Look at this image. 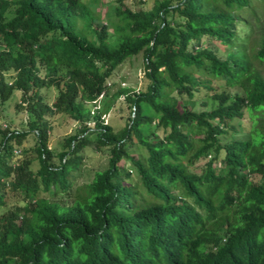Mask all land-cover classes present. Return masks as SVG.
<instances>
[{
  "label": "trees",
  "instance_id": "1",
  "mask_svg": "<svg viewBox=\"0 0 264 264\" xmlns=\"http://www.w3.org/2000/svg\"><path fill=\"white\" fill-rule=\"evenodd\" d=\"M117 3L108 25L85 0H0V106L17 92L27 117L0 128V264H264V38L249 52L238 26L254 32L251 0ZM138 54L145 89L94 110ZM120 96L117 132L102 115ZM56 115L78 125L59 150L48 146ZM29 135L35 171L15 159ZM86 148L107 167L74 187Z\"/></svg>",
  "mask_w": 264,
  "mask_h": 264
},
{
  "label": "rangeland",
  "instance_id": "2",
  "mask_svg": "<svg viewBox=\"0 0 264 264\" xmlns=\"http://www.w3.org/2000/svg\"><path fill=\"white\" fill-rule=\"evenodd\" d=\"M86 3H90V0H85ZM155 0H122V4L129 7L130 9L137 10H149L152 8ZM92 5V4H91ZM118 5L117 0H98L95 5L90 6L91 12L96 20L99 22L107 23L109 25V20L112 19V9ZM244 17L249 21V24L255 26L254 32L250 34L247 28L243 25L239 26L240 36L245 41L243 45H245L247 51L250 52L252 47L256 45V41H258L261 37L264 38V5L259 0H251V8L243 13ZM78 32L88 36L87 30L85 28L78 26ZM247 35V36H246ZM110 47H114L116 45V37L113 34H110V37L107 41ZM203 44L205 46L211 47L216 51V54L224 58L225 52L222 48L214 43H211L204 39ZM111 85L110 91L104 97H101L97 102L94 110L101 111L103 109V104L110 99L113 98L114 94L117 93L121 88H128L133 92L143 91L146 87L147 80L145 79L143 73V59L142 55L138 54L137 56L129 59L126 63H124L120 68L116 70L114 76L109 83ZM222 82H214L213 86L218 87L222 86ZM207 91L201 90L199 94L195 95L196 102V110L203 109L202 102L206 101ZM42 96L48 103H52L56 92L54 89L50 90H42ZM20 101V94L14 93L11 98L2 106H0V128L3 129L10 128V130H19L23 129L27 117L23 110L17 111L15 109V105ZM110 110L102 115V119L105 124L111 125L115 131L119 132L123 129L126 123V118L128 116V108L123 101V97L120 96L115 101L110 102ZM50 122V137L48 146L50 149H60V140L66 136L74 134L78 128L77 123L69 120L67 117L56 115L49 119ZM235 125L242 124L246 126V119H242L241 121L234 122ZM162 135L161 132H159ZM34 145V138L32 135H29L26 141L23 142L24 149H30ZM132 155L135 158L141 159L143 156V152L140 150L138 146H133L131 148ZM84 162L80 168V170L72 177L74 181V187L82 186L83 184H87L93 178V175L96 172H101L107 167V158L103 156L101 153H95L90 148H86L84 150ZM16 160L28 159L30 160L31 168L35 171L38 168V161L36 158V154L32 150H28L27 152H19V154L15 155ZM128 170L131 169V164L129 162L124 165ZM132 183H136V177L134 173L131 177ZM9 201V200H8ZM7 201V202H8ZM56 201L63 204V200L56 198ZM9 207L13 205L11 201H9Z\"/></svg>",
  "mask_w": 264,
  "mask_h": 264
},
{
  "label": "built area",
  "instance_id": "3",
  "mask_svg": "<svg viewBox=\"0 0 264 264\" xmlns=\"http://www.w3.org/2000/svg\"><path fill=\"white\" fill-rule=\"evenodd\" d=\"M14 153H15V155H17L18 152L17 151H14Z\"/></svg>",
  "mask_w": 264,
  "mask_h": 264
}]
</instances>
